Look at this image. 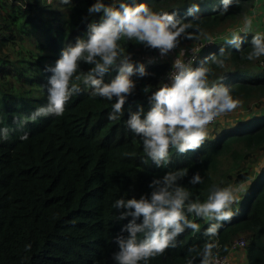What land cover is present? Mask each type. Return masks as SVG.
I'll return each mask as SVG.
<instances>
[{
    "label": "trees",
    "instance_id": "obj_1",
    "mask_svg": "<svg viewBox=\"0 0 264 264\" xmlns=\"http://www.w3.org/2000/svg\"><path fill=\"white\" fill-rule=\"evenodd\" d=\"M94 2L0 0V129H9L8 138L0 139V264H114L113 238L128 222L116 220L115 200L148 194L153 177L183 169L188 175L181 183L192 192L193 199L201 201L212 185L238 186L250 181L240 202L233 205L237 215L219 230L218 257H226L223 264H234L233 258L240 264H264V108L260 102L241 120L212 132L200 149L185 154L170 149V163L157 167L126 121L129 110L135 111L137 105L145 111L150 107L151 91L143 92L146 85L155 90L161 82L171 83L166 77L172 63L154 60L158 50L121 41L133 63H143L152 75L132 76L136 88L127 98L120 119H108L115 97L113 101L92 97L91 89L81 83V92L70 98L62 116L39 118L19 127L18 121L47 102L51 73L46 67L54 66L64 47L78 37L86 38L87 23L99 19L100 14L87 17V9ZM125 2H143L158 12L174 11L182 22L199 25L211 36V44L200 33H195L198 38L193 40L181 37L177 49L188 50L186 55L195 43H202L193 67L223 47L225 67H216L209 60L213 69L209 81L229 87L241 102L237 109H250L252 102L264 98V68L258 66L261 57L242 59L251 51L255 33H241L244 42L239 52L224 43L229 30L238 29L249 16L255 0H237L224 15L213 11L220 0ZM197 3L198 18L193 19L186 13ZM90 67L83 62L80 65L84 72ZM116 74L113 69L103 79L109 82ZM23 132L28 133L27 140L20 139ZM195 172L200 173L203 183L190 185L188 179ZM189 218L200 224V232L186 230L177 238V247L146 264H187L189 256L195 255L189 249H202L208 239L203 235L207 223ZM239 237L244 243L232 248ZM28 243L31 250L26 252Z\"/></svg>",
    "mask_w": 264,
    "mask_h": 264
},
{
    "label": "clouds",
    "instance_id": "obj_2",
    "mask_svg": "<svg viewBox=\"0 0 264 264\" xmlns=\"http://www.w3.org/2000/svg\"><path fill=\"white\" fill-rule=\"evenodd\" d=\"M61 3L70 4V0H61ZM236 3L237 0H220L219 7L214 6L213 11L224 15ZM198 12L199 4H192L186 15L197 19ZM95 14H100L99 19L87 23V37H78L75 43L64 47L54 66L46 67L45 70L51 73L46 88L47 102L36 107L23 121H18L19 127L39 118L62 116L70 98L81 92V83L91 89L92 97L108 101L115 97L108 119H120L127 98L136 88L132 76L152 75L143 63H133L121 41H135L158 50L161 57L177 49L181 37L188 40L198 38L195 33L205 35L209 44L214 43L199 25L182 22L174 11H154L143 2L130 4L125 0H112L105 3L104 0H95L87 9V17ZM253 18L246 15L242 27L230 29L224 43L239 52L244 42L241 33L247 35L253 31ZM250 43L251 51L242 59L252 61L264 56V32L253 34ZM190 51L192 55L185 61L187 51L179 49L167 74L171 83L161 82L155 90L151 85L143 88L145 94L151 91L147 111L137 105L135 111L129 110L128 113L127 127L140 138L143 152L157 167H166L170 163V149H175L178 154L200 149L209 139V126L225 122L223 118L240 107V100L232 95L229 87L222 82L209 81L213 69L208 62L211 60L212 65L224 68L225 49L221 47L218 54L205 57L197 67H193V63L200 50ZM82 62L91 66L87 72L81 70ZM113 69L117 74L105 82L103 77ZM8 136V128L0 129V139L6 140ZM28 138L27 132L20 135L21 140ZM187 175V169L167 171L152 178L148 185L150 193L141 194L139 198L115 200L116 220L127 219L128 222L113 238L116 245V251L112 253L114 264H146L167 249L177 247V238L186 230L193 233L201 230L200 224L190 216L207 223L203 235L208 239L202 249H189L195 255L189 256L187 264H219V230L237 215L238 209L234 211L233 205L240 202L250 181L238 186L212 185L207 198L201 201L198 197L193 199L192 192L181 183ZM201 183L203 178L199 172L188 179L190 185ZM30 250L31 243H28L25 251Z\"/></svg>",
    "mask_w": 264,
    "mask_h": 264
},
{
    "label": "rangeland",
    "instance_id": "obj_3",
    "mask_svg": "<svg viewBox=\"0 0 264 264\" xmlns=\"http://www.w3.org/2000/svg\"><path fill=\"white\" fill-rule=\"evenodd\" d=\"M255 1H256L254 3L255 6L253 7V10H251V13L249 14V16H253L254 17L253 18V31L252 32L253 33L264 32V0H255ZM242 25H243V23H241L239 28L242 27ZM186 51H188V50H186ZM178 52H179V49H175L172 52H170L167 56L161 57L159 52L156 51L155 52L156 53V55H155L156 57H154V60H162V61L166 60L167 62L173 63V61L176 58V55H177ZM258 102H260L261 105H262V108H264V98H262V99H260V100H258L256 102H252L248 106L250 109H246L247 107L246 108L237 109L234 112L229 113L228 115H226L223 118V120L225 122H223V123L219 122L217 124L215 123L214 125H210L209 126V128H210L209 135L211 136L212 132L215 133V132H218L220 129L229 127V124L231 122H234V121H237V120H241L246 114H248L253 109H255V107H256ZM261 160H262V158H261ZM257 166L253 165V167H257ZM232 262H234V264H240L236 258H233Z\"/></svg>",
    "mask_w": 264,
    "mask_h": 264
},
{
    "label": "built area",
    "instance_id": "obj_4",
    "mask_svg": "<svg viewBox=\"0 0 264 264\" xmlns=\"http://www.w3.org/2000/svg\"><path fill=\"white\" fill-rule=\"evenodd\" d=\"M201 46H202V43H197V44L194 45L193 49H200ZM191 55H192V53H190V54H188V55H185V57H184L185 61H187ZM258 66H259L260 68H264V56L261 57V58L258 60ZM171 69H172V65L169 67V69H168V73L171 71ZM168 73H167V74H168ZM166 79H167V77H166ZM167 81H168V82H171V81L168 80V79H167ZM243 243H244V239L241 238V237H239V238L235 239V240L232 242L231 247H232V248H235V247H237V246H239V245H242ZM218 258H219V264H223V263L226 262V257H225V256H219Z\"/></svg>",
    "mask_w": 264,
    "mask_h": 264
},
{
    "label": "bare ground",
    "instance_id": "obj_5",
    "mask_svg": "<svg viewBox=\"0 0 264 264\" xmlns=\"http://www.w3.org/2000/svg\"><path fill=\"white\" fill-rule=\"evenodd\" d=\"M249 42V41H248Z\"/></svg>",
    "mask_w": 264,
    "mask_h": 264
}]
</instances>
